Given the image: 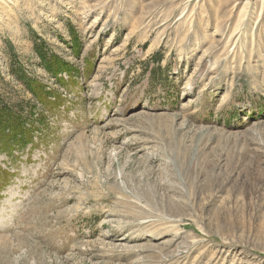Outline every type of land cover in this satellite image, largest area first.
Returning <instances> with one entry per match:
<instances>
[{"label":"rangeland","instance_id":"1","mask_svg":"<svg viewBox=\"0 0 264 264\" xmlns=\"http://www.w3.org/2000/svg\"><path fill=\"white\" fill-rule=\"evenodd\" d=\"M0 101V264H264V0H0Z\"/></svg>","mask_w":264,"mask_h":264},{"label":"trees","instance_id":"2","mask_svg":"<svg viewBox=\"0 0 264 264\" xmlns=\"http://www.w3.org/2000/svg\"><path fill=\"white\" fill-rule=\"evenodd\" d=\"M38 52H39V57L42 63L46 66L48 70H55L57 72L59 70H62L65 65L67 66L66 62L57 61V58H55V56L49 58L48 55L44 51L41 50V48H38ZM25 81H26L27 87L33 92L37 100L40 103L48 104L47 99H45L46 97L43 96V93L45 95L47 94V91H45V87H43V85L34 81L33 79L31 80L25 79ZM10 108L11 107H9L7 104H4L2 101H0V134L3 137L5 136L12 137V136H9L10 132L12 133L13 136L17 137L19 135L18 133H20L26 127L25 122H24L25 118L22 115L20 116V119L16 118L12 113H10V110H9ZM33 110L34 108L31 105L30 106L31 118L27 117V119H25L26 122L32 119L34 115H36L35 113H33ZM7 125L10 126L9 133L8 131H6V129L9 127Z\"/></svg>","mask_w":264,"mask_h":264},{"label":"bare ground","instance_id":"3","mask_svg":"<svg viewBox=\"0 0 264 264\" xmlns=\"http://www.w3.org/2000/svg\"><path fill=\"white\" fill-rule=\"evenodd\" d=\"M177 234V233H176Z\"/></svg>","mask_w":264,"mask_h":264}]
</instances>
